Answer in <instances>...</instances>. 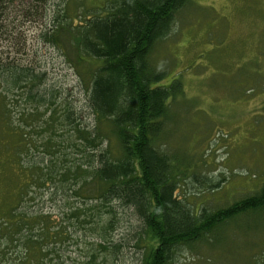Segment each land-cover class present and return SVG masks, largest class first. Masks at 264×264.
<instances>
[{"label":"trees","instance_id":"trees-1","mask_svg":"<svg viewBox=\"0 0 264 264\" xmlns=\"http://www.w3.org/2000/svg\"><path fill=\"white\" fill-rule=\"evenodd\" d=\"M23 1L0 0V41L24 42L22 23L38 26L84 97L49 79L40 51L27 64L0 49V264H177L233 221L264 214V184L213 210L179 195L196 178L168 148L183 87L164 83L152 54L192 0H106L98 11Z\"/></svg>","mask_w":264,"mask_h":264},{"label":"rangeland","instance_id":"rangeland-1","mask_svg":"<svg viewBox=\"0 0 264 264\" xmlns=\"http://www.w3.org/2000/svg\"><path fill=\"white\" fill-rule=\"evenodd\" d=\"M83 2L88 11H98L106 0ZM16 17L12 9L10 32ZM22 24L24 30L31 26L24 42L4 36L0 49L12 56L20 50L17 57L27 64L40 51L44 61L36 64L81 101L75 72L39 43L33 30L38 26ZM175 24L152 54L155 66L167 72L164 83L179 79L183 87L172 105L168 148L197 178L191 177L179 195L213 210L264 184V0H192ZM216 233L181 253L177 264H264V214L242 216Z\"/></svg>","mask_w":264,"mask_h":264}]
</instances>
